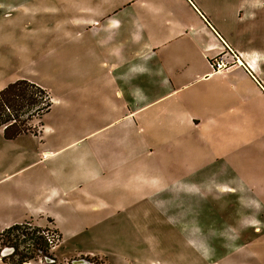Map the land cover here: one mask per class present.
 I'll return each mask as SVG.
<instances>
[{"label":"crops","instance_id":"crops-1","mask_svg":"<svg viewBox=\"0 0 264 264\" xmlns=\"http://www.w3.org/2000/svg\"><path fill=\"white\" fill-rule=\"evenodd\" d=\"M72 4L61 109L37 134L0 128V231L28 220L56 229L61 247L122 227L139 203L172 217L191 198L215 202L209 213L226 196L264 214V54L236 40L234 0ZM226 46L238 60L214 71Z\"/></svg>","mask_w":264,"mask_h":264},{"label":"rangeland","instance_id":"rangeland-1","mask_svg":"<svg viewBox=\"0 0 264 264\" xmlns=\"http://www.w3.org/2000/svg\"><path fill=\"white\" fill-rule=\"evenodd\" d=\"M234 4L236 40L246 50L264 54V0H234ZM73 15L72 0H0V88L21 77L38 81L50 91L55 104L45 118L62 107ZM230 56H223L227 66L219 70L238 60ZM213 204L209 200L200 208L191 198L184 204L186 214L169 217L171 213H160L153 204L139 203L123 215L122 227L119 220L117 229L107 221L84 234L80 243L63 236L61 247L56 241L48 250L54 263L50 257L39 256L24 264H74L79 259L85 260L79 264H264V214L256 209L259 204H240L224 196L218 212L209 213ZM254 220L261 230L252 228ZM82 247L96 251L69 254ZM5 249L3 255L12 252L3 247L0 255Z\"/></svg>","mask_w":264,"mask_h":264},{"label":"trees","instance_id":"trees-1","mask_svg":"<svg viewBox=\"0 0 264 264\" xmlns=\"http://www.w3.org/2000/svg\"><path fill=\"white\" fill-rule=\"evenodd\" d=\"M53 101L48 91L27 79H17L0 89V128L6 139L19 135L37 134L43 116L52 107ZM38 126L37 132L34 128ZM47 227L35 226L30 221L12 224L0 231V251L11 247L8 255H0L3 264H24L36 257H50V248L44 231ZM54 241H60L56 229L51 230Z\"/></svg>","mask_w":264,"mask_h":264},{"label":"built area","instance_id":"built-area-1","mask_svg":"<svg viewBox=\"0 0 264 264\" xmlns=\"http://www.w3.org/2000/svg\"><path fill=\"white\" fill-rule=\"evenodd\" d=\"M226 47H227L228 53H230L231 55L229 56L232 58V60L237 59L236 55L231 50V48H229L228 46ZM223 56L224 54L219 53L214 58L211 59L212 68H214L215 70H219L222 66H227V63L224 61ZM44 235L46 237V240L49 246H53V244H56V241H54L53 233H51V230H45ZM9 250L13 251V248L10 247Z\"/></svg>","mask_w":264,"mask_h":264},{"label":"water","instance_id":"water-1","mask_svg":"<svg viewBox=\"0 0 264 264\" xmlns=\"http://www.w3.org/2000/svg\"><path fill=\"white\" fill-rule=\"evenodd\" d=\"M7 251H8V250L5 249V250L3 251V253H1V254L3 255V254L6 253ZM50 262L54 263V259H51ZM82 262H85V260H84V259H79V260H74V261H72V263H74V264H79V263H82Z\"/></svg>","mask_w":264,"mask_h":264}]
</instances>
